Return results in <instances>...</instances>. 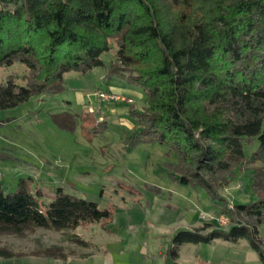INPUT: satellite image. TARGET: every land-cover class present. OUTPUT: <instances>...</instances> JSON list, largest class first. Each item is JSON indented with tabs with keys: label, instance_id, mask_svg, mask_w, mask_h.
<instances>
[{
	"label": "trees",
	"instance_id": "16d2710c",
	"mask_svg": "<svg viewBox=\"0 0 264 264\" xmlns=\"http://www.w3.org/2000/svg\"><path fill=\"white\" fill-rule=\"evenodd\" d=\"M111 42L116 51L106 77L146 99L142 109L129 110L139 128L132 143L167 145L177 156L171 178L205 190L230 220L227 229L204 223L176 232L166 261H174L183 244L219 238L246 239L264 264L258 235L264 222V0H0V68L16 62L25 68L22 84L14 78L0 83V111L58 94L66 72L105 66L101 55ZM245 165L252 166L253 200L222 206L219 190ZM29 180L20 178L12 191L0 184V236L69 231L112 217L110 209L60 187L41 201ZM42 254L65 256L55 246ZM16 256L0 247V258Z\"/></svg>",
	"mask_w": 264,
	"mask_h": 264
},
{
	"label": "rangeland",
	"instance_id": "374dc122",
	"mask_svg": "<svg viewBox=\"0 0 264 264\" xmlns=\"http://www.w3.org/2000/svg\"><path fill=\"white\" fill-rule=\"evenodd\" d=\"M115 51L111 42L101 55L105 66L84 74L66 72L65 89L58 94L33 96L0 111V184L4 188L12 191L20 178H30L41 201L60 187L112 211L104 225L85 224L69 231L38 228L22 236H0V247L21 258L16 263L156 264L158 250L166 246L165 235L173 228L194 223L201 226L208 221L220 229L230 225V220L226 228L218 225L221 214L205 190L171 178L170 166L177 156L167 145L132 143V134L139 128L129 110L142 109L146 99L139 89L106 77V66L114 60ZM24 75L23 64L16 62L0 68V83L14 78L22 84ZM257 144L255 140L247 152ZM251 167L242 166L219 190L217 200L222 206L231 208L233 203L253 200ZM258 235L264 244V222L258 226ZM74 238L91 241L94 247L78 245ZM53 246L62 249L63 259L42 254ZM89 252L90 258L80 257ZM162 258L166 261L164 253ZM178 262L261 264L246 239L234 243L219 238L212 243L184 244Z\"/></svg>",
	"mask_w": 264,
	"mask_h": 264
},
{
	"label": "crops",
	"instance_id": "0c3cea01",
	"mask_svg": "<svg viewBox=\"0 0 264 264\" xmlns=\"http://www.w3.org/2000/svg\"><path fill=\"white\" fill-rule=\"evenodd\" d=\"M204 223H210L209 221L208 222H204ZM203 223V224H204ZM202 224V225H203ZM102 225V224H101ZM104 225V224H103ZM188 228H179V229H176V228H173V230L169 233V234H167V235H165V245L167 246L168 245V243L170 242V240H171V238H172V236L176 233V232H178V231H180V230H192V229H195V228H198V227H200L198 224H196V223H194V224H191V225H189V226H187ZM239 241V240H238ZM237 241V242H238ZM74 242H76V241H74ZM237 242H234V243H237ZM77 243V242H76ZM85 243H86V241H85ZM87 245H83V244H79L78 243V245H81V246H88V247H94V245L91 243V241H90V243H86ZM184 245V244H183ZM183 245H181V246H179V248H178V256H177V258L174 260V261H171V260H168V262L167 261H165L163 258H162V253H164V250L166 249V246L165 247H163V248H160L161 250H158V252H157V256H158V263H156V264H180L179 262H178V260H179V257H180V250H181V247L183 246ZM97 246V245H96ZM92 255V252H89V254L88 255H85V256H80V257H88V258H90V256ZM21 259V258H20ZM20 259H18V258H10V259H2V258H0V264H19V263H16V260H20ZM55 260H57V259H55ZM59 260V259H58ZM22 264H24V263H22Z\"/></svg>",
	"mask_w": 264,
	"mask_h": 264
},
{
	"label": "built area",
	"instance_id": "2783aa9c",
	"mask_svg": "<svg viewBox=\"0 0 264 264\" xmlns=\"http://www.w3.org/2000/svg\"><path fill=\"white\" fill-rule=\"evenodd\" d=\"M217 221H218V225H219L220 227H223V228H226L225 226H227L228 223H229V219H228V217L224 216L223 214H221V215L218 217Z\"/></svg>",
	"mask_w": 264,
	"mask_h": 264
}]
</instances>
